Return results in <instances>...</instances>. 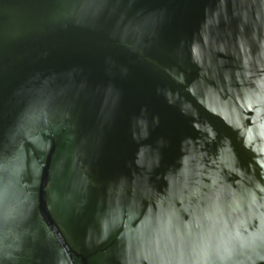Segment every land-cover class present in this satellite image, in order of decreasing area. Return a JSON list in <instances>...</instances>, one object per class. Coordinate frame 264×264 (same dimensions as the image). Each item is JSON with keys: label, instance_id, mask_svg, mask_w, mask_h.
Wrapping results in <instances>:
<instances>
[{"label": "water", "instance_id": "water-1", "mask_svg": "<svg viewBox=\"0 0 264 264\" xmlns=\"http://www.w3.org/2000/svg\"><path fill=\"white\" fill-rule=\"evenodd\" d=\"M0 264H264V0H0Z\"/></svg>", "mask_w": 264, "mask_h": 264}]
</instances>
